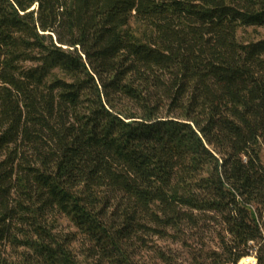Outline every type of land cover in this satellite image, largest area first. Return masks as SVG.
<instances>
[{
    "label": "trees",
    "instance_id": "1",
    "mask_svg": "<svg viewBox=\"0 0 264 264\" xmlns=\"http://www.w3.org/2000/svg\"><path fill=\"white\" fill-rule=\"evenodd\" d=\"M246 28L264 0H0V264H174L150 240L206 229L193 264H264Z\"/></svg>",
    "mask_w": 264,
    "mask_h": 264
},
{
    "label": "rangeland",
    "instance_id": "2",
    "mask_svg": "<svg viewBox=\"0 0 264 264\" xmlns=\"http://www.w3.org/2000/svg\"><path fill=\"white\" fill-rule=\"evenodd\" d=\"M244 37H253V38H261L264 37V31L262 29H253L246 28L242 33ZM262 160L264 162V147L262 148ZM61 226L64 229H67L68 221L66 219L61 220ZM211 229V227H210ZM192 233H188L184 236V239L181 241L172 242L171 240H162L152 238L150 240L151 245L156 246L164 250L167 254L171 256L174 264H193L192 263V254H196L199 252H203L209 249H217L219 243V237L215 234V232L211 230L198 231L193 230ZM77 246V245H76ZM254 249L250 252L248 256L242 257L237 264H251V260H246L245 262H241L244 258L254 257ZM256 258V257H255ZM200 264H208V261L203 257L199 259ZM136 261L139 264H161L160 260L155 258L154 255L147 253L145 251H141L136 256Z\"/></svg>",
    "mask_w": 264,
    "mask_h": 264
},
{
    "label": "built area",
    "instance_id": "3",
    "mask_svg": "<svg viewBox=\"0 0 264 264\" xmlns=\"http://www.w3.org/2000/svg\"><path fill=\"white\" fill-rule=\"evenodd\" d=\"M256 263V258L255 256L254 257H251V264H255Z\"/></svg>",
    "mask_w": 264,
    "mask_h": 264
},
{
    "label": "bare ground",
    "instance_id": "4",
    "mask_svg": "<svg viewBox=\"0 0 264 264\" xmlns=\"http://www.w3.org/2000/svg\"><path fill=\"white\" fill-rule=\"evenodd\" d=\"M246 260H248V261H249V260H251V258H247V259H246V258H244V259H242V261H241V262H245Z\"/></svg>",
    "mask_w": 264,
    "mask_h": 264
}]
</instances>
